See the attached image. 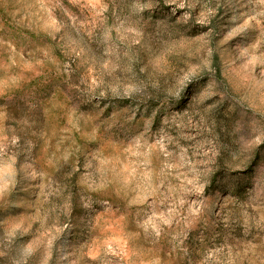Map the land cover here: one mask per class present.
Listing matches in <instances>:
<instances>
[{
    "label": "rangeland",
    "instance_id": "rangeland-1",
    "mask_svg": "<svg viewBox=\"0 0 264 264\" xmlns=\"http://www.w3.org/2000/svg\"><path fill=\"white\" fill-rule=\"evenodd\" d=\"M0 264H264V0H0Z\"/></svg>",
    "mask_w": 264,
    "mask_h": 264
}]
</instances>
